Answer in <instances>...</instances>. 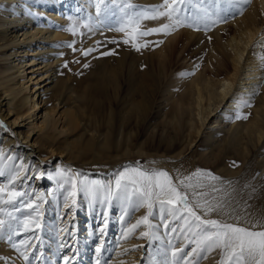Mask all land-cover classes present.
<instances>
[{
    "label": "rangeland",
    "instance_id": "obj_1",
    "mask_svg": "<svg viewBox=\"0 0 264 264\" xmlns=\"http://www.w3.org/2000/svg\"><path fill=\"white\" fill-rule=\"evenodd\" d=\"M72 1L74 3L66 12L64 5ZM17 2V0L8 2L0 0V32L5 35L4 40H0V112H4L8 108L11 110L5 120L0 116V121L3 122L0 131L1 133L11 131L12 140L16 141V144L13 142L11 144L13 145L12 150L17 151L21 143H27L26 147L33 152L34 162L38 163L41 169H28V171L21 173L19 178L27 182L25 185L17 184L15 180L10 186L16 191L24 193L23 197H17L11 204L1 205L2 203H0V219L6 222L3 231H0V264H25L20 251L29 256L27 264H40L39 256L42 251L39 252L38 250L39 242H42L43 246L47 241V236H50L43 232V228L46 227H50L52 230V235L48 238L55 245L54 251L47 254L48 263L64 264L63 258L69 256L72 258L69 264H76L78 254L72 255L71 252L75 250L77 243L73 245L69 241L62 247L63 243L59 240L60 225L63 227L64 224H67L66 229H68L74 223L77 225L76 231H78L75 238L78 239V244H82V238L85 239L87 243L82 246L86 248V252L91 251V248L87 249L91 244L94 246L93 250H96L102 240L105 242L104 249L99 254L102 264L104 260H107V264H121V262L123 264H165L166 261L173 259L171 253L174 248L184 250L176 258L178 264H183L182 257L196 247L193 241L197 238L188 231L183 220L174 219L167 212L161 213L159 207L156 206L149 217L152 226L151 232L154 233L153 238L140 236L141 232L149 231L147 225L141 224L127 239H122L124 230L135 224L140 217L148 214L146 207L137 206L138 202L135 199L130 201L115 197L108 199L106 198V190L93 197L81 191L79 185L75 204L72 203V198L68 196V193L72 191L71 178L74 177L78 181L87 178L88 181H100L105 186H114L115 176L126 166H139L146 170L164 169L169 172L174 181L178 177L190 175L198 168L208 170L220 179L207 182L208 187L198 189V191L208 192L207 199L223 198L229 215L212 213L204 218L235 222L231 219V210H235V215L242 218L241 223L245 218L260 219L264 222V174L260 168L258 169L257 164L262 155L258 154L256 157H252V167H250L253 170L245 173L246 177L244 173L240 175V172L233 177H228L221 175L219 170H213L215 160L220 156L217 151L219 138L228 132L227 129L231 127L229 129L231 130L235 126L238 120L237 116H251L253 111L252 97H258L264 91L262 82V87L260 86L252 96L249 92L251 69L260 67L261 70H264V64L257 65L254 63L252 68H248L247 75L243 76L246 78L244 83L235 90L234 101L227 104L219 103L217 109L209 114L204 125L200 127L198 137H194L195 139L189 144V132H192V123L194 126L196 124L195 119L193 120L191 116L186 117L189 124H186V130L180 132L179 145L175 149L176 152H173L175 155L144 147V142L156 131V124L165 120L166 97L164 95L168 94V90H165V94L157 99L156 111L151 114L149 124L144 131L137 134V128L133 125L125 130L118 128L117 143L114 144V146L116 144L118 146L116 145L114 148L105 147L103 153L88 151L82 155L77 146L75 147L74 141L79 134L83 133L84 139L91 138L98 145L107 142L109 137L107 117H102V120L93 119L89 121V114H83V120L70 124L69 113L75 111V102L65 96L64 102L56 101L52 105L48 95L51 79L66 63L67 68L75 73L84 65L95 62L98 52H110V50L107 51L109 47L104 45L109 44L116 47L117 43L120 42L119 39L124 36L123 32L116 30L120 27L125 12L128 11L124 6L130 3L136 11H142L143 8L139 7L138 0H105L106 7L102 8V11L114 12L116 28H112L102 24L101 15H96L97 0H82L81 3H77V0H23L22 5L18 4L19 12L23 13L22 19H16L18 17L12 14ZM162 2L163 0H160L157 5L159 6ZM51 3L53 5L49 7L48 5ZM217 3L222 18L221 24L216 23L214 26H209L207 30L204 29L203 25L193 26L192 28L200 34L199 36L215 34L213 33L214 30L217 35H220L225 29L227 31L231 28L234 29L236 26L232 22L239 20L245 11L254 4L257 9V22L261 25L259 31L264 26V3H257L255 0H250L248 4H242L241 0L239 5H230L228 0H208L207 2L213 7L209 8L213 11L217 10ZM89 4L95 7L94 13L87 9ZM197 6L208 8L204 5L203 0L202 3L201 0H187L186 7L193 14ZM148 8L145 10L152 9V7ZM161 18L159 25L168 22L166 18ZM145 21H142L141 27L146 25ZM71 22L76 23L77 31L69 34L67 27ZM86 23L93 27V31H89L87 27L83 26ZM30 25L35 26L34 31ZM184 28L185 26L174 30L181 31ZM5 30L6 32H4ZM175 31L168 33L173 34ZM167 34L161 33L156 37H159L157 41L148 44L145 48L150 50L153 47L152 51L156 52L159 48L170 47L173 42H166L165 35ZM262 36L264 33L258 36L256 34L253 37L251 41L253 47L250 48L252 53L264 52V42H260L264 40L261 39ZM112 41L116 42L113 43ZM222 42L226 43L225 38ZM87 49H93V51L88 56H83L82 51ZM155 59L157 60L158 57ZM228 64L231 66V63ZM187 66L190 64H182L176 73L184 72ZM210 68H214V65H211ZM198 70L200 68L197 66L190 67L187 72L188 76H193ZM207 77L210 80L218 79V76L211 72H207ZM10 86L19 92V96L13 101L9 95H6ZM175 87L172 95L177 96L183 86ZM19 97H26V102L17 105ZM37 102L39 107L35 108ZM221 114L222 117L219 116ZM15 117H19L16 124L6 123V120L11 122ZM215 117L222 119L220 125L213 122ZM234 118L235 121L232 125L231 122ZM241 119L243 118L239 120ZM197 123L199 125V122ZM170 125L167 126L170 128ZM167 126L162 129L163 135L166 130H169ZM95 127L99 129L95 130ZM27 130L32 132L28 139L29 142L22 138V133H26ZM19 131H22L20 136L17 134ZM45 133L52 135L54 139L50 146L45 145L39 148L35 141ZM125 143H130V145ZM237 148L245 150L244 145L239 144ZM142 149L143 152H141ZM181 150L183 153L176 155ZM0 151H2L1 144ZM245 152L247 151L245 150ZM223 160L226 165L230 164L235 169H238L240 165L234 164L231 159L224 158ZM247 175L251 178H248ZM1 177L2 175H0V179ZM212 187L220 189V191L212 192ZM5 198L7 197L5 196ZM44 198L45 202H42L41 199ZM29 202L39 205L40 215L35 218L42 225L40 229L31 230L30 235L29 233L24 234L26 231L23 230L24 219L35 215L34 209H28L24 206ZM49 206L53 208L52 213L49 212ZM197 211L200 212L201 210L197 209ZM122 217L123 219H121ZM106 221L107 223H105ZM165 221L167 226H165ZM102 228L104 229L103 232H101ZM21 240L28 243L21 246L18 251L14 245H19ZM133 245L140 247L133 249ZM124 249H129V251L123 252ZM122 252L123 254L120 255ZM193 259L196 258L193 257ZM222 259L224 256L220 249H212L211 251L204 249L202 256L198 259V264H221Z\"/></svg>",
    "mask_w": 264,
    "mask_h": 264
},
{
    "label": "bare ground",
    "instance_id": "obj_2",
    "mask_svg": "<svg viewBox=\"0 0 264 264\" xmlns=\"http://www.w3.org/2000/svg\"><path fill=\"white\" fill-rule=\"evenodd\" d=\"M17 1L12 14L18 17H15L16 19H22L23 13L19 12L18 4L22 5L23 0ZM159 1L138 0V3L139 7L143 8V11L148 7H152V9L156 8ZM203 1L205 6L213 8L207 4L208 0ZM255 1L257 3H264V0ZM81 2L82 0H77V3ZM25 3H28V1H25ZM72 3L74 2L72 1L64 5L66 12L70 9ZM52 5L51 3L48 6L52 7ZM87 9L91 13L95 11V7L92 4H89ZM24 14L26 13L24 12ZM113 15L114 12L102 11L101 23L106 24L108 27L116 28V23H114L115 17ZM256 15L257 9L254 4L245 11L239 20L232 22L236 26L234 29L231 28L228 31L225 29L220 35H217V32L214 30L213 33L215 34L211 33L199 36L200 34L194 28L187 26L181 31L173 30L175 31L173 34H169L173 32L170 31L165 35L166 42L171 41L173 44L168 48H159L156 52L152 51L153 47L148 50L145 46L137 50L132 46L131 42L125 44L123 42L126 38L124 34L119 39L120 42L117 43L116 47H112L109 44L104 45L109 47L108 50L106 49L107 51L110 50L113 53L110 54L111 56L101 55V53L106 51H100L95 57V62L89 64L87 67L84 66L77 69L75 73L64 65L62 69L57 72L55 71L56 76L51 79L48 90L49 102L54 105L56 101H63L65 96H68L67 99H73L76 107L75 111H70L69 113L70 124L83 120V114H89V121L93 119L102 120V117H107V121L109 122L107 123L109 124L107 142L98 145L91 138L84 139L83 133L79 134L74 141L76 143L75 147L77 146L82 155L88 151L103 153L105 152V147H116L117 144L115 146L114 144L117 143L118 128L125 130L133 125L137 128V134L144 131L149 124L151 114H154L153 111H156L157 99L165 94V90H168V94L164 95L166 97L164 108L165 120L159 121L156 124V131L144 142V147L155 151L162 150L166 153L176 152L175 149L179 145L181 138L180 132L186 130V124H189V120L186 121V117L188 115L191 116L193 120L195 119L196 124L194 126L192 123V132H189V144L195 139L194 137H198L200 127L204 125L209 114L217 109L219 103L227 104L234 101L235 90L240 88L239 86L244 83L246 78L243 76L247 75L248 68H252L254 63L257 65L264 64V52L252 53L250 50L253 47V43H251L253 37L256 34L258 36L264 33V26L259 31L261 25L258 24ZM161 19L146 20V25L141 28L147 30L148 28L159 27ZM240 20L241 22H239ZM218 24L221 23L218 22ZM30 28L33 31L35 30V26L30 25ZM70 28L75 31H69ZM76 31V23L71 22L69 27H67V32L71 34L76 33ZM160 34L154 33L147 36L148 38L146 36L141 37L137 42L142 45L151 44L158 40L159 37H156ZM4 36L0 32V40H4ZM224 38L226 43L222 42ZM261 39H264V36ZM260 42H264V40ZM155 57H158V59L156 60ZM228 63H231V66ZM182 64H190V66H187L184 72L179 71V73H176ZM211 65H214V68H210ZM194 66L199 67L200 70L189 77L187 72L190 67ZM207 72L215 73L218 79H208ZM250 75L249 92L252 96L260 88L262 82L264 87V70H261L260 67L253 68L250 71ZM178 85L183 87L177 96H174L172 95L173 88H176L175 86ZM10 87H8L6 95H9L13 101L19 96V92L13 86ZM26 100V97H19L17 105H22ZM251 104L253 105L251 116L243 114L247 118L238 119L235 126L231 130H229L231 127L227 129L228 132L219 138L217 151L220 156L215 160L213 170H219L221 175L233 177L240 172V175L244 173L246 177L245 173L252 172L253 170V168L251 169L252 157H256L258 154L262 155V158L258 162L256 161L258 169L260 168L264 174V153H262L264 151V91L258 97H252ZM211 106L212 109H210ZM38 107L39 103L37 102L35 103V108ZM5 111L6 113H4ZM5 111L0 112V116L4 120L11 113L9 108L5 109ZM219 116L222 117V114ZM220 117L219 119L215 117L213 122L220 125L222 121ZM18 118L15 117L11 122L6 120V123L14 125L17 123ZM234 121L235 118L232 119V125ZM197 122H199V125ZM167 125L171 127L169 128ZM166 126L169 130H166L163 135L162 129L166 128ZM94 129L98 130L99 128L95 127ZM20 133L22 131L17 133L18 136H20ZM31 133V131L27 130L26 133H22V138L26 139V142H29L28 139ZM0 137V144L4 153L3 159L0 160V168L4 171V175L0 179V186H7L12 176L17 174V184L25 185L27 182L23 179L21 180L19 175L28 171V169H41V166L34 162L33 152L30 148L26 147L27 143H21L17 151L12 150L11 147L13 145L11 144L12 142L16 144V141L12 140L11 131L3 133L0 131ZM53 139L52 135L45 133L35 142L41 148L45 145L50 146ZM125 144L130 145V143ZM239 144L244 145L247 152L237 148ZM143 149L141 152H143ZM181 153H183L182 150L178 151L176 155H180ZM8 157H11V159H8ZM224 158L227 160L231 159L234 164H240L238 169L233 168L230 164L226 165L223 162ZM20 165L24 167L20 168ZM41 200L45 202V198ZM1 205H6V203H2ZM52 211L53 208L49 206V212L52 213ZM76 226L74 223L73 228L69 227L66 229L68 227L67 224H64L63 227L60 225L59 240L63 243L62 247L69 241L73 245L77 243L78 247L75 246V250L71 252L72 255L78 254L76 264H96L98 254L96 250H93L94 246L91 244V246L87 247V249L91 248V251L86 252V248L82 246L87 243L85 239L82 238V244H78V239L75 238L76 233H78ZM43 232H45V235H52L50 227L43 228ZM28 233L30 235L32 231L24 232V234ZM50 236H47V241L43 246L42 242H39L40 247L38 250L39 252L42 251L39 256L40 264H52L47 261V254L53 252L55 246L50 238H48ZM94 252L96 254L92 255ZM81 256H83L82 259ZM92 257L94 258L93 261Z\"/></svg>",
    "mask_w": 264,
    "mask_h": 264
},
{
    "label": "snow or ice",
    "instance_id": "obj_3",
    "mask_svg": "<svg viewBox=\"0 0 264 264\" xmlns=\"http://www.w3.org/2000/svg\"><path fill=\"white\" fill-rule=\"evenodd\" d=\"M186 3L187 0H163L156 8L145 11H136L132 4H126L124 7L128 11L125 12L122 23L116 30L125 34L126 38L123 41L125 44L131 42L132 46L139 50L141 47L147 46L146 44L142 45L137 42L139 37L149 36L154 33L167 34L169 31L183 26L199 27L203 25L204 29L207 30L209 26H214L216 23L222 22L218 10V3L216 11L197 6L194 14L187 9ZM228 3L230 5H239L241 0H228ZM242 3L248 4L250 0H242ZM104 7H106L105 0H97V16L102 14V8ZM161 17L166 18L168 22L159 27L148 28L147 30L141 28L142 21L157 20ZM83 26L87 27L89 31H93V27L89 24L86 23ZM69 31L75 30L70 28ZM112 42L115 43L116 41ZM69 47H72V45H69ZM73 51H75V48H73ZM91 51L93 49L84 50L82 51V55L88 56ZM110 54L113 53H101V55ZM84 66L87 67L88 65L86 64ZM65 67H67V63ZM240 118L246 119L247 117L237 116V119ZM0 127H3L2 121H0ZM3 157L4 153L0 151V160ZM8 159H11V157H8ZM19 167L23 168L24 166L20 165ZM61 171L63 172V170ZM0 175H4L2 168H0ZM17 178L18 174L12 176L7 186H0V203L11 204L17 197H23L25 195L10 187ZM219 179L218 176L213 175L210 171L198 168L190 175L182 178L178 177L174 181L169 172L164 169L152 168L146 170L139 166H126L115 176L114 186H105L100 181H88L87 178L79 181L74 177L71 178L72 191L68 193V196L72 198V203L75 204V197L79 185L81 191L93 197L99 192L106 190V198L108 199L113 197L129 201L135 199L138 202L137 206L146 207L148 214L140 217L135 224H132L124 230L122 239H127L141 224L147 225L149 231L141 232L140 236L149 237V239L153 238L154 233L151 232L152 226L149 217L152 214L153 208L156 206L159 207L161 213L167 212L174 219L183 220L188 231L197 237L193 241L196 247L191 252H188L186 256L182 257L183 264H198V259L202 256L204 249L208 251L220 249L224 256L221 264H264V222L260 219L253 220L252 218H245L243 223H241L242 218L239 215H235V210H231V219L235 222H228V220L216 218H204L212 213L229 215L226 211L227 206L223 198L217 199L213 197L212 199H207L208 192L198 191V189L208 187L207 182L218 181ZM211 190L212 192L220 191V189L215 187H212ZM5 196L7 197L6 199ZM24 206L28 209H34L35 215L24 219L23 230L34 231L40 229L42 225L35 218L40 215L39 205H34L29 202L24 204ZM197 209L201 211L198 212ZM5 223V220L0 219V231H3ZM165 226H167L166 221ZM103 231L104 229L102 228L101 232ZM173 231L175 232V229ZM36 238L39 239V237ZM27 243V241L21 240L19 245H14V247L19 251L20 247L27 245ZM104 243L102 240L96 248L98 254L96 264H102L99 254L104 249ZM137 247L140 246H132L133 249ZM127 251L129 249L123 250V252ZM183 251V249L174 248L171 253L173 259L166 261L165 264H178L176 258ZM20 255L25 261V264H27L29 256L23 251H20ZM193 257L196 259L194 260ZM70 259L72 258L65 256L63 258L64 264H69ZM103 264H107V260H104Z\"/></svg>",
    "mask_w": 264,
    "mask_h": 264
}]
</instances>
